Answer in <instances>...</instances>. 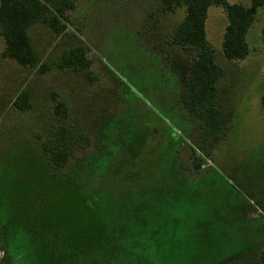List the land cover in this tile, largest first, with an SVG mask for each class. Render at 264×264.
Here are the masks:
<instances>
[{"label": "rangeland", "instance_id": "1", "mask_svg": "<svg viewBox=\"0 0 264 264\" xmlns=\"http://www.w3.org/2000/svg\"><path fill=\"white\" fill-rule=\"evenodd\" d=\"M75 2L64 34L29 28L36 68L4 57L0 37V264L58 260L64 236L106 248L125 237L134 264H260L264 5L240 60L222 53V8L208 10L206 38L222 75L221 122L207 138L181 98L195 53L168 41L182 11L164 13L161 0ZM76 47L87 75L56 67ZM23 93L26 110L13 103ZM61 137L71 147L57 170L47 160Z\"/></svg>", "mask_w": 264, "mask_h": 264}, {"label": "trees", "instance_id": "2", "mask_svg": "<svg viewBox=\"0 0 264 264\" xmlns=\"http://www.w3.org/2000/svg\"><path fill=\"white\" fill-rule=\"evenodd\" d=\"M248 2L246 6L238 3L229 4L226 0H161L164 13H173L177 10L183 13L182 19L169 33L168 41L195 53L183 81L181 98L188 113L203 120L205 132L203 134L207 138L218 130L221 122L220 113L215 108V100L216 84L222 75V69L216 63L214 51L209 47L206 38L205 24L208 10L211 6L222 8L227 20L222 36V53L228 60H240L248 54L246 33L254 22L257 10L264 5V0H248ZM75 9V0H0V37L4 45L3 56L19 66L36 68L39 56L28 34L29 28L40 24L54 34L62 35L71 23L68 14ZM262 39L264 42V30ZM89 65L81 47L64 51L59 57V62L56 63L58 69H73L85 75L87 74L83 71ZM43 69L41 65L38 67L39 71ZM27 99L28 95L23 93L13 103L20 110H26L29 106ZM260 105L264 113V93L261 95ZM54 113L64 120L68 110L63 103L58 102L54 107ZM70 145L65 138H59L58 152L52 153L49 159L47 157V165L57 170L65 165ZM60 220L64 223L66 219ZM81 238L77 237V240L71 243L68 236H64L60 242L63 247L58 253L59 259L56 260L52 254H47L44 264H134L132 256L128 255V249L132 246L125 237L126 242H120L116 238L115 244L107 245L108 248L104 247L102 242L91 244L86 243L84 239L79 240ZM43 243L44 247H48V242ZM12 261V264H16V258ZM260 264H264V252Z\"/></svg>", "mask_w": 264, "mask_h": 264}, {"label": "crops", "instance_id": "3", "mask_svg": "<svg viewBox=\"0 0 264 264\" xmlns=\"http://www.w3.org/2000/svg\"><path fill=\"white\" fill-rule=\"evenodd\" d=\"M249 3V2H248ZM218 84H216V86H217Z\"/></svg>", "mask_w": 264, "mask_h": 264}]
</instances>
